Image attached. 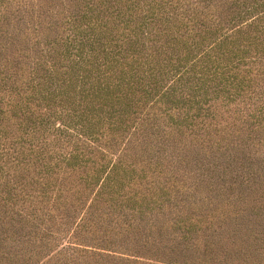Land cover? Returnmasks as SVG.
Here are the masks:
<instances>
[{"label":"trees","instance_id":"obj_1","mask_svg":"<svg viewBox=\"0 0 264 264\" xmlns=\"http://www.w3.org/2000/svg\"><path fill=\"white\" fill-rule=\"evenodd\" d=\"M0 264H264V0H0Z\"/></svg>","mask_w":264,"mask_h":264},{"label":"rangeland","instance_id":"obj_2","mask_svg":"<svg viewBox=\"0 0 264 264\" xmlns=\"http://www.w3.org/2000/svg\"><path fill=\"white\" fill-rule=\"evenodd\" d=\"M219 113H221L220 115H218V118L220 119H224L226 117V115H228L229 113H226V112H222L220 111ZM232 113V112H231Z\"/></svg>","mask_w":264,"mask_h":264}]
</instances>
